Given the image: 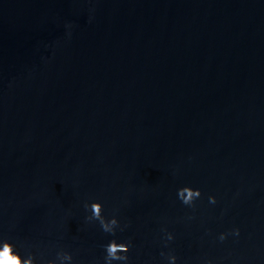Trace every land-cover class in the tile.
<instances>
[{
  "label": "water",
  "instance_id": "obj_1",
  "mask_svg": "<svg viewBox=\"0 0 264 264\" xmlns=\"http://www.w3.org/2000/svg\"><path fill=\"white\" fill-rule=\"evenodd\" d=\"M113 239L264 264V0H0V241L105 264Z\"/></svg>",
  "mask_w": 264,
  "mask_h": 264
},
{
  "label": "clouds",
  "instance_id": "obj_2",
  "mask_svg": "<svg viewBox=\"0 0 264 264\" xmlns=\"http://www.w3.org/2000/svg\"><path fill=\"white\" fill-rule=\"evenodd\" d=\"M185 193L187 194L185 196ZM179 197L186 205H191L193 202L200 197V191H195L192 188H183L179 191ZM211 203L215 204V197L211 198ZM91 218L95 221H99L104 232L115 235L116 229L119 226V221L116 218L108 220L104 216V206L100 202H93L90 205ZM236 235H239L237 231ZM226 237L221 236L220 239L224 240ZM167 239L172 240L174 237L168 235ZM15 245L0 241V264H36L35 256L29 255L27 258L23 257L17 251H14ZM106 256L105 264H114V262H124L127 264L129 259L128 253L131 249L127 243H117L113 239L109 244L105 246ZM169 264H178L176 256H170L168 258ZM52 264H74L73 256L67 252H60L57 256V260L53 261Z\"/></svg>",
  "mask_w": 264,
  "mask_h": 264
}]
</instances>
